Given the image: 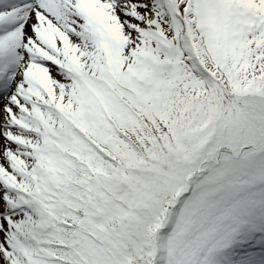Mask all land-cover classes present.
Here are the masks:
<instances>
[{"label":"snow or ice","instance_id":"obj_1","mask_svg":"<svg viewBox=\"0 0 264 264\" xmlns=\"http://www.w3.org/2000/svg\"><path fill=\"white\" fill-rule=\"evenodd\" d=\"M0 264H264V0H0Z\"/></svg>","mask_w":264,"mask_h":264}]
</instances>
